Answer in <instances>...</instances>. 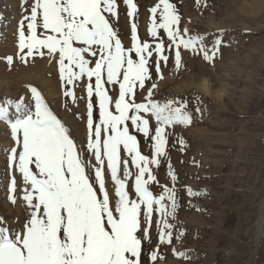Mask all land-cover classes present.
Listing matches in <instances>:
<instances>
[{"label":"snow or ice","instance_id":"obj_1","mask_svg":"<svg viewBox=\"0 0 264 264\" xmlns=\"http://www.w3.org/2000/svg\"><path fill=\"white\" fill-rule=\"evenodd\" d=\"M197 3L207 6V0ZM22 4L27 6L17 27L19 61L47 57L57 63L65 108L85 101L88 137L78 144L35 86L27 97L0 100V121L12 138L10 202L20 200L25 211L22 220L0 216V264H157L163 259L160 246L172 244L178 200L176 188L161 185L156 170L168 158L175 129L193 124L189 104L200 113L202 103L199 95L161 98L162 66L171 59L175 72L184 70L183 52L214 66L222 39L209 47L205 35L181 27L170 0L149 9L151 41L139 35L138 0ZM121 5L131 21L130 46L119 31ZM6 59L9 66L15 62ZM81 84L86 96L77 95ZM142 140L150 152L142 150ZM176 143L187 147L183 138ZM168 168L175 184L178 177ZM188 194L201 195L190 188ZM175 255L189 258L187 252Z\"/></svg>","mask_w":264,"mask_h":264},{"label":"rangeland","instance_id":"obj_2","mask_svg":"<svg viewBox=\"0 0 264 264\" xmlns=\"http://www.w3.org/2000/svg\"><path fill=\"white\" fill-rule=\"evenodd\" d=\"M31 2L29 0L28 4ZM158 2L138 0L139 14L135 22L139 25L140 37L147 41H151L149 9ZM170 2L176 4L182 16L181 27H187L191 34L205 35L209 47L217 38L223 43L214 66L202 56L189 52L182 53L184 70L175 72L171 59L167 67L162 66L164 79L158 82L161 98L187 96L191 100L194 95H199L202 103L200 113H195L194 102L189 104L194 112V122L189 127L175 129V136L169 139L168 158L162 160L156 170L161 185L176 188L178 200L172 244L160 246L163 259L157 264H264V232H260L264 219V2L207 0L206 7L197 0ZM26 6L22 0H0V16L4 17L0 23L1 73L28 68L34 61L31 58L27 63L19 61L17 29L11 30L15 13L21 19L24 15L22 8ZM130 24L123 6L120 8L119 31L125 46H130ZM8 56L15 58L11 66L7 64ZM45 58L48 62L49 59ZM45 58H36L35 63ZM233 61L245 72L234 73L233 68H229ZM47 67L45 76L53 96L45 98L58 117L71 128L77 143L84 145L88 137L85 101L80 100L78 107L70 105L65 108L58 65L49 61ZM203 82L207 88L201 85ZM25 89L27 95L21 92L19 96H4L0 100L27 97L30 95L29 86ZM76 92L78 96H86L82 84ZM217 92L220 98L213 99L210 95L215 96ZM7 128L12 146L10 128ZM177 138L186 142L184 150L176 143ZM141 147L145 153L151 150L150 144L144 140ZM4 154L5 157L1 153L3 157L0 159V194L5 197L0 196L3 203L0 216L9 218L19 214L24 217L22 202L17 200L15 205L10 202L11 173L7 166L8 153ZM169 164L178 177L175 184L168 175ZM6 167L9 170L6 171ZM132 171H135L134 167ZM105 176L111 193L114 189L107 169ZM17 180L19 184L18 174ZM189 188L201 195L190 196ZM153 191L159 193L161 188L153 186ZM152 234L155 244V226ZM176 252H187L189 258H177Z\"/></svg>","mask_w":264,"mask_h":264},{"label":"bare ground","instance_id":"obj_3","mask_svg":"<svg viewBox=\"0 0 264 264\" xmlns=\"http://www.w3.org/2000/svg\"><path fill=\"white\" fill-rule=\"evenodd\" d=\"M29 1V0H28ZM32 1V0H31ZM258 1V0H256ZM260 2L259 3H263L264 0H259ZM121 7H123L121 5ZM19 14L15 13V19H14V24H13V27L11 30H14V29H17L18 27V22H19ZM13 20V19H12ZM13 23V21H12ZM15 32V31H14ZM17 54V53H16ZM48 59V58H47ZM30 60V59H29ZM43 60V59H41ZM46 58L44 59V61L42 62H38L35 63L36 61H32V64L28 67V68H24V67H21L19 68V70H15V71H12V73H1L0 72V98L4 97V96H7V97H15V96H19L20 93L22 92V94L24 93L25 95H27V92H26V89H25V86H35L37 87L39 90L42 91V93H44V96L50 98L52 94H50V88L48 86V78L45 76V71L47 69H49L48 67L50 65H48L47 67V63L49 64V61H45ZM238 61V60H237ZM34 62V63H33ZM39 63V64H38ZM30 64V63H29ZM28 64V65H29ZM42 66H41V65ZM232 64V65H231ZM240 64V63H239ZM229 68H233L234 70V73L236 71V73L238 74V72L241 74L245 71H243V68H241V65H235L234 61L233 63H230L229 64ZM16 68V67H15ZM45 69V70H44ZM229 70V69H228ZM49 71H52V68L49 70ZM49 74V73H48ZM239 74V75H240ZM245 74V73H244ZM239 79L242 81V76H239ZM238 79V80H239ZM245 79V78H244ZM206 82H203L201 85L204 87V88H207L206 87ZM50 84V83H49ZM202 87V88H203ZM209 88V87H208ZM206 90V89H205ZM209 90V89H208ZM29 91V90H28ZM52 92V91H51ZM207 92V91H206ZM209 92H211L209 90ZM208 92V94H210ZM218 93V92H217ZM55 94V93H54ZM213 95V94H212ZM210 95L211 97H217V98H220V93L216 94L215 96H212ZM53 96V95H52ZM224 96V95H223ZM53 99V98H52ZM216 99V98H215ZM218 100V99H217ZM216 100V101H217ZM220 101V100H219ZM8 126H6V124L3 122V121H0V159L3 157H5V154L7 152V149L9 148L10 146V136H9V129L7 128ZM11 147V146H10ZM1 153L3 155H1ZM7 155V154H6ZM6 160V159H5ZM7 160H8V157H7ZM1 162V161H0ZM8 164V163H7ZM8 166V165H7ZM8 167H6V171H7ZM9 170V169H8ZM9 182V181H8ZM8 185V183H7ZM6 185V186H7ZM19 185V184H18ZM1 196V194H0ZM4 196V195H2ZM1 196V197H2ZM0 197V209H1V206L3 205L2 203V199ZM5 197V196H4ZM7 200V199H6ZM20 203V202H19ZM18 208H20L19 206H17ZM4 208V207H3ZM5 211V209H4ZM7 211V210H6ZM11 212V211H10ZM4 213V212H3ZM8 214V212H6ZM11 216V215H9ZM4 217V216H3ZM7 217V216H6ZM16 217H19L20 219H23L24 217L22 215H19L17 214L16 216H11L9 217L8 219H14ZM263 219V218H262ZM260 232H264V219L261 221V228H260ZM260 233V234H261ZM261 240V239H260ZM260 242V241H259Z\"/></svg>","mask_w":264,"mask_h":264}]
</instances>
